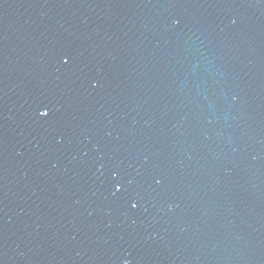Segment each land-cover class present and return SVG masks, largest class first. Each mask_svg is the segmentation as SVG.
Masks as SVG:
<instances>
[{"label": "water", "instance_id": "obj_1", "mask_svg": "<svg viewBox=\"0 0 264 264\" xmlns=\"http://www.w3.org/2000/svg\"><path fill=\"white\" fill-rule=\"evenodd\" d=\"M0 264H264V0H0Z\"/></svg>", "mask_w": 264, "mask_h": 264}, {"label": "snow or ice", "instance_id": "obj_2", "mask_svg": "<svg viewBox=\"0 0 264 264\" xmlns=\"http://www.w3.org/2000/svg\"><path fill=\"white\" fill-rule=\"evenodd\" d=\"M41 114H42V115H47V113H41ZM132 207H133V208H135V207H136V205H135V204H133V205H132Z\"/></svg>", "mask_w": 264, "mask_h": 264}]
</instances>
